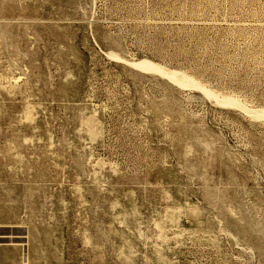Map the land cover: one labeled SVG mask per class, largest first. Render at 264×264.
I'll use <instances>...</instances> for the list:
<instances>
[{"label":"rangeland","instance_id":"rangeland-1","mask_svg":"<svg viewBox=\"0 0 264 264\" xmlns=\"http://www.w3.org/2000/svg\"><path fill=\"white\" fill-rule=\"evenodd\" d=\"M0 264H264V0H0Z\"/></svg>","mask_w":264,"mask_h":264}]
</instances>
